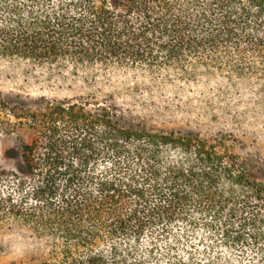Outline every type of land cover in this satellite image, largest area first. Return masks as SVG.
<instances>
[{"label": "trees", "instance_id": "16d2710c", "mask_svg": "<svg viewBox=\"0 0 264 264\" xmlns=\"http://www.w3.org/2000/svg\"><path fill=\"white\" fill-rule=\"evenodd\" d=\"M0 59L91 78L223 69L264 98V0H0ZM110 100L0 93L23 163L0 168V231L35 241L15 264H264V184L225 139Z\"/></svg>", "mask_w": 264, "mask_h": 264}, {"label": "rangeland", "instance_id": "374dc122", "mask_svg": "<svg viewBox=\"0 0 264 264\" xmlns=\"http://www.w3.org/2000/svg\"><path fill=\"white\" fill-rule=\"evenodd\" d=\"M116 1L110 0L112 4ZM192 76L110 70L92 78L73 77L0 59L3 95L72 102L92 96L107 103L114 98L160 128L223 137L227 155L245 165L253 180L264 184V98L260 90L247 81L228 80L223 69ZM22 165L20 139L1 135L0 168L19 172ZM34 246L35 241L23 231L1 230L0 264L25 260Z\"/></svg>", "mask_w": 264, "mask_h": 264}]
</instances>
